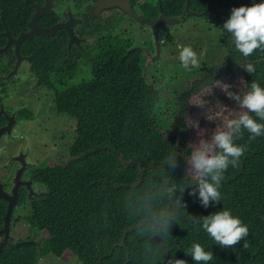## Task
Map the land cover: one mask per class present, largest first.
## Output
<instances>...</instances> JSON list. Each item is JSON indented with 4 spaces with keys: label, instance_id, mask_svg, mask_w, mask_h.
<instances>
[{
    "label": "trees",
    "instance_id": "obj_1",
    "mask_svg": "<svg viewBox=\"0 0 264 264\" xmlns=\"http://www.w3.org/2000/svg\"><path fill=\"white\" fill-rule=\"evenodd\" d=\"M262 0H149L141 12L154 16L157 4L166 14L186 6L189 16L215 17L225 41L226 55L219 62L201 64V72L175 94L170 128L162 130L151 110L158 93L143 75L144 54L137 39L124 31L103 30L78 53L54 49L52 41H24L36 82L52 90L55 110L75 120L74 138L68 151L74 158L65 164L33 167L31 174L44 188L29 201L24 215L30 231L55 218L62 224L54 235L60 244L51 249L45 237L0 245V264H37L49 250L67 248L80 264H170L183 259L196 264L189 252L194 243L212 251L207 264H264V134L250 140V133L235 141L246 151L237 167L231 164L220 182V202L203 207L198 192L185 188V209H178L169 189L183 187L184 163L189 153L183 114L187 97L220 74L238 72L247 91L252 81L264 88V50L244 57L231 33L223 28L234 7L251 6ZM84 74L70 80L76 65ZM252 63L255 72L243 68ZM20 108L17 117H29ZM258 123L254 113H250ZM177 154L178 167L169 170L166 159ZM177 195H180L177 191ZM18 200H20L18 198ZM228 209L247 225L249 234L234 247L221 248L201 227L202 219ZM3 202H0V224ZM170 216L169 230L160 215ZM10 238V237H9ZM247 244V247H243Z\"/></svg>",
    "mask_w": 264,
    "mask_h": 264
},
{
    "label": "rangeland",
    "instance_id": "obj_2",
    "mask_svg": "<svg viewBox=\"0 0 264 264\" xmlns=\"http://www.w3.org/2000/svg\"><path fill=\"white\" fill-rule=\"evenodd\" d=\"M113 31H126L137 37L135 43H152L149 25L145 22L131 20L121 16L111 27ZM160 38V52L156 57L148 59L145 54L143 75L146 81L154 86L158 93L157 102L151 110L154 121L162 130H169L170 117L175 109V94L183 88L190 79L201 72L203 62H219L225 58L226 48L219 21L215 17L189 16L177 23H163L158 26ZM133 42V44H135ZM190 45L197 53L200 66L185 69L178 59L177 45ZM154 49H152L153 51ZM85 64L76 65L70 80L79 79L84 74ZM24 72V71H22ZM33 82V83H32ZM246 92L241 75L238 72L218 75L214 81L203 84L187 97V106L183 114V121L187 129L186 142L188 146L199 139L198 130L191 125V121H198L200 129H206L204 138H209L215 128L222 127L227 118H232L241 111L235 100L230 96L243 95ZM4 101L21 103L31 111V115L21 120L12 128L18 133L15 140L9 135L0 137L3 147H11L17 143H29V166L37 167L48 163L65 164L74 158L68 148L74 138V118L55 110L52 100V90L34 82L31 73H22L10 87ZM11 93V94H10ZM206 101L204 108L199 105ZM27 103V104H26ZM26 104V105H24ZM191 148L189 147V153ZM187 159V158H186ZM11 165L2 167L8 172ZM184 170L187 168L185 160ZM37 188L42 190V182H36ZM30 210L28 204L21 201L14 205L9 222L8 235L10 239L31 238L33 240L45 237L51 249L59 246L60 242L54 235L55 230L62 224L61 218H55L45 223L41 228L30 231L24 215ZM37 264H80L79 260L67 248L59 252L49 250L37 258Z\"/></svg>",
    "mask_w": 264,
    "mask_h": 264
},
{
    "label": "flooded vegetation",
    "instance_id": "obj_3",
    "mask_svg": "<svg viewBox=\"0 0 264 264\" xmlns=\"http://www.w3.org/2000/svg\"><path fill=\"white\" fill-rule=\"evenodd\" d=\"M112 1L0 0V137L6 134L9 135L10 139L15 140L18 133H13L11 130L21 118H26L16 116L17 111L23 107L21 103H14L15 100L4 101L10 87L12 85L14 87L15 82L22 73H31L34 82H36L35 71L30 65L29 53L23 51L24 41L37 42L43 38H51L54 49L63 50L65 48L66 51L72 50L78 53L83 51L87 45H90L98 35H101L103 30L118 32L113 31L111 27L118 22L121 16L135 20L124 10L121 3L127 7L130 5L133 11L147 16L141 12L139 4L149 0H120V3H113ZM157 8L158 10L154 16L147 17L154 18L159 12L164 13L160 10L158 4ZM189 12L191 11L186 7V14L180 20L174 22L159 21L156 24L157 34L158 26L163 23L174 24L178 21H183L186 17H189ZM180 13L181 11L171 14ZM147 24L152 36V26L149 23ZM25 31H28L29 35L23 36ZM152 39L153 44L135 43V39L133 40L134 45H138L143 51L144 65L146 62L145 54H149L148 59L150 60L160 52L159 34L158 43L160 47L157 54H155L153 36ZM152 49L154 50L152 51ZM29 143L30 140L24 145L19 142L14 146V149H11V147H3L0 140V202H3L1 215L6 207V197L3 195L10 198L14 197V202L9 212L8 231L10 229V215L14 205L23 201L29 206L30 198L33 195L36 196L40 191L36 185L38 181L31 174L33 166H29ZM9 164L11 167L8 172L2 170V167L6 168V165ZM9 237L7 234L8 239H10Z\"/></svg>",
    "mask_w": 264,
    "mask_h": 264
},
{
    "label": "clouds",
    "instance_id": "obj_4",
    "mask_svg": "<svg viewBox=\"0 0 264 264\" xmlns=\"http://www.w3.org/2000/svg\"><path fill=\"white\" fill-rule=\"evenodd\" d=\"M223 28L232 34L236 49L244 57H249L257 49L264 50V0L251 6L234 7L230 17L223 23ZM178 59L185 69L197 68L200 60L190 45H177ZM245 71L252 74L255 66L248 63L243 66ZM235 100L241 111L232 118L224 120L222 127L215 128L209 138H204L206 129H200L198 121H191L192 127L198 130L199 139L190 144L191 152L187 155V168L184 177L187 181L183 187L173 185L168 191L174 197L178 209H185L182 199L186 187L190 189L189 195L198 192L200 204L207 208L210 204L220 202L221 193L218 190L223 180L224 172L231 164L237 167L239 159L246 151V145H237L235 141L243 135V130L250 133V140L264 134V123H258L250 113H254L259 120L264 121V88L256 81H252L251 88L243 95L230 96ZM206 101L197 105L204 108ZM177 154H170L166 163L169 170L178 167ZM179 191L180 195H177ZM161 226L167 231L170 229L172 219L170 216L160 215ZM201 227L210 235L221 248L234 247L249 234L247 225L239 217L233 216L228 209L216 211L202 219ZM243 247H247L244 244ZM196 264H207L213 259L212 251H205L199 243H194L189 252ZM170 264H187L183 259H174Z\"/></svg>",
    "mask_w": 264,
    "mask_h": 264
},
{
    "label": "water",
    "instance_id": "obj_5",
    "mask_svg": "<svg viewBox=\"0 0 264 264\" xmlns=\"http://www.w3.org/2000/svg\"><path fill=\"white\" fill-rule=\"evenodd\" d=\"M112 2L113 3H120V0H113ZM121 6H123L124 10L130 16H132L135 20L145 21L152 26V36L154 37V40H155V54L158 53V50L160 47L159 43H158L159 41H158V34H157V30H156V24L159 21H168V22L172 21V22H174L176 20H180L182 18V16H185V14H186V6H185L180 14L173 15V14H164L162 12H159L154 18H148L147 16L141 15L138 12L133 11V9L131 8L130 5H128V7H127L123 3H121ZM46 32H48V31L46 30ZM26 34L29 35V32L28 31L23 32V36ZM3 196L6 197V207H5V210L2 214L1 225H0V231H1L0 245L2 243H5L7 245H14L18 242L33 240L31 238H17V239H13V240L7 238L9 212H10L12 203L14 202V197L10 198L6 195H3Z\"/></svg>",
    "mask_w": 264,
    "mask_h": 264
}]
</instances>
